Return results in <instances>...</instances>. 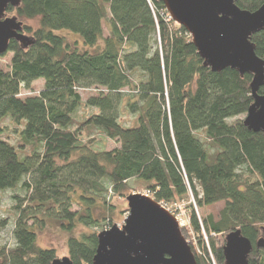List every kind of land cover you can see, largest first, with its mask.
<instances>
[{
  "label": "trees",
  "instance_id": "16d2710c",
  "mask_svg": "<svg viewBox=\"0 0 264 264\" xmlns=\"http://www.w3.org/2000/svg\"><path fill=\"white\" fill-rule=\"evenodd\" d=\"M236 4L254 12L264 0ZM7 13L38 26L24 23L27 40L0 54H13L0 65V196L10 193L13 215L0 216V233L11 227L0 264H52L55 249L38 244L50 219L70 233L73 264H93L116 201L138 192L171 209L191 195L199 208L225 202L218 217L185 207L198 246L225 264L223 239L240 229L253 245L249 264H264V133L244 123L252 74L204 66L163 0H22ZM252 41L264 59V30ZM37 80L42 90L23 96ZM106 140L117 145L101 147ZM80 225L93 231L73 234Z\"/></svg>",
  "mask_w": 264,
  "mask_h": 264
},
{
  "label": "water",
  "instance_id": "95a60500",
  "mask_svg": "<svg viewBox=\"0 0 264 264\" xmlns=\"http://www.w3.org/2000/svg\"><path fill=\"white\" fill-rule=\"evenodd\" d=\"M22 0H0V54L8 51L12 39L27 40L23 22L6 17L9 6ZM171 18L184 26L193 38L204 66L214 72L232 68L252 74L254 102L244 123L264 133V59L258 56L252 36L264 30V4L256 11L244 10L236 0H163ZM128 216L122 227L117 224L98 234L93 264H198L182 233L180 221L162 203L145 193L127 196ZM260 245L264 242H258ZM253 245L240 229L226 236L225 264H249ZM52 264H73L69 256Z\"/></svg>",
  "mask_w": 264,
  "mask_h": 264
},
{
  "label": "rangeland",
  "instance_id": "374dc122",
  "mask_svg": "<svg viewBox=\"0 0 264 264\" xmlns=\"http://www.w3.org/2000/svg\"><path fill=\"white\" fill-rule=\"evenodd\" d=\"M12 16H17V15L15 13H7L6 14V17H12ZM19 20L22 21L23 24L27 23V24H30L34 27L38 26V20L37 19L27 20V19L19 18ZM58 33L64 35L66 37V40L68 42H70L71 44H74L75 42H79V45L81 47H83L82 40L77 35L69 32L67 30H60V31H58ZM108 34H109V32L107 29V22H106L105 23V35L107 36ZM102 44H103V41L100 42V45H102ZM12 55H13L12 53H8L6 56H4L3 58L0 59V65L4 69L9 68V63L11 61ZM43 86H44V80H37L32 84L31 90H24L23 91V94H24L23 96L38 94L40 92V90H42ZM80 92H81V95L83 97V100H87L91 95H94L97 93L94 88L93 89L92 88L82 89V90H80ZM83 113H84V111L81 110L79 115H81ZM116 145H117V143L115 141L106 140L105 142H103L101 147H104L106 149H112ZM197 189L199 190V187H197ZM116 204L118 206V210H117V213L114 215L115 224L122 227L124 224L125 218L128 216V212H129L128 201H127V199L126 200H117ZM189 204H192L195 207L198 215L206 216V215L212 214L215 217H218L219 212L225 206V202H219V203L213 204L211 206L199 208L198 205L196 204V200L194 199L193 195H191L189 202L181 201L179 203H176L173 206L174 209L173 208L171 209L168 206L167 207L165 206L173 214L176 215V217L180 221V224L182 227L189 229V233H188L189 236L186 237L185 234H183V235L186 238V240L189 242V244L191 241L194 242L195 247L197 248L198 255L201 256V258H202V264H219L217 262L215 256L212 254L210 255V260H208V258H206L205 254L203 253L201 247L198 246V239H197L195 233L193 232V230L191 228L190 216L188 215V212L185 208ZM11 205H12V203H11L9 192L0 196V216L1 217H3V216L4 217H10V218L13 217L12 212L10 210ZM172 210H174V211H172ZM111 227H113V226H111ZM111 227H108L107 229H110ZM95 230L97 232H100L102 229L98 228ZM261 230H262V235L258 241L264 242V225L261 226ZM91 231H93V229L85 227L83 225H80L75 229L73 234L79 236L83 232H91ZM38 232H39L38 244L41 247L54 248L56 253H57V258H63L65 256H69L68 238L70 236V233L65 231L64 229H62L56 220H54V219L48 220L47 226L44 229L38 230ZM182 233H183V230H182ZM206 240H207V238H206ZM223 240L226 244V237H224ZM0 242H2V243H10L11 242V227L5 229L4 231H2L0 233Z\"/></svg>",
  "mask_w": 264,
  "mask_h": 264
},
{
  "label": "built area",
  "instance_id": "2783aa9c",
  "mask_svg": "<svg viewBox=\"0 0 264 264\" xmlns=\"http://www.w3.org/2000/svg\"><path fill=\"white\" fill-rule=\"evenodd\" d=\"M165 206V205H164Z\"/></svg>",
  "mask_w": 264,
  "mask_h": 264
}]
</instances>
